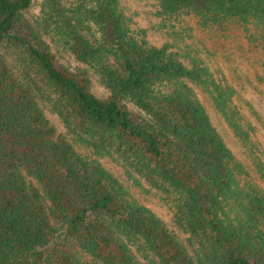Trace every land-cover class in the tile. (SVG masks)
Masks as SVG:
<instances>
[{"label": "trees", "instance_id": "16d2710c", "mask_svg": "<svg viewBox=\"0 0 264 264\" xmlns=\"http://www.w3.org/2000/svg\"><path fill=\"white\" fill-rule=\"evenodd\" d=\"M151 1L159 46L121 0H0V264H264L262 118L192 34L242 31L264 73V0Z\"/></svg>", "mask_w": 264, "mask_h": 264}, {"label": "rangeland", "instance_id": "374dc122", "mask_svg": "<svg viewBox=\"0 0 264 264\" xmlns=\"http://www.w3.org/2000/svg\"><path fill=\"white\" fill-rule=\"evenodd\" d=\"M121 6L126 15L132 18L135 25L140 28L149 27L147 32L148 41L153 45H162L166 40V31L158 25V20L152 14L151 0H121ZM32 10L36 11L35 8ZM152 23H154L152 27ZM186 25H191V18H186ZM195 42L201 46V53L208 64L222 73L233 83L239 91L238 100L248 101L262 118V122L257 120L255 115L251 116V121L256 128L257 140L264 149V73L259 67V52L253 48L251 42L246 38L242 31L232 30L226 37L214 35L208 38L207 34L199 29L192 31ZM187 41H193L188 39ZM194 42V41H193ZM92 91L97 95H103L104 89L95 78H92ZM198 96L207 108L210 117L222 134L227 145L233 150L236 156L244 158L242 148L238 143L232 131L223 122L221 117L214 111L210 101L202 93ZM48 117L57 127L59 132L64 128L57 116L49 113ZM101 163L109 169L119 180L128 187L130 192L143 204L152 209L169 225L171 223V214L167 207L152 192L144 191L146 185L143 183L142 188L133 184L124 169L109 158L100 159Z\"/></svg>", "mask_w": 264, "mask_h": 264}]
</instances>
